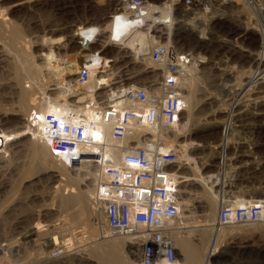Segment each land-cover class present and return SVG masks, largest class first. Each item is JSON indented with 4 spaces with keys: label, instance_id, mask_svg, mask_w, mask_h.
I'll list each match as a JSON object with an SVG mask.
<instances>
[{
    "label": "rangeland",
    "instance_id": "rangeland-1",
    "mask_svg": "<svg viewBox=\"0 0 264 264\" xmlns=\"http://www.w3.org/2000/svg\"><path fill=\"white\" fill-rule=\"evenodd\" d=\"M117 1L0 0V8L5 16L3 26H17L19 36L25 41H22L24 46L20 44L21 41H10L6 33L12 28L2 27L6 34L3 35L10 41L1 38L3 36L0 34V130L3 133L22 131L27 124V115L21 108L18 95L20 88L16 83V79L25 74L23 66L35 64L42 67L45 62L40 56L47 49L53 62L66 64L82 51L76 30L104 28L109 23L107 16L113 12ZM144 1L163 10L171 0ZM189 1L191 6L188 7L184 5L185 0L171 2L169 29L155 25L149 30V35L161 44L169 43L178 51L191 54L197 60V68L186 77L191 83V102L183 126L172 139L179 148L176 177L191 180L180 185L184 209L187 206L184 214L186 220L181 223L178 220L175 225L181 226L184 232L187 226L191 227V238L198 240V235L200 237L206 229L205 225L210 223L207 221L216 220L219 209L225 208L226 202L232 203L233 197L252 201L251 205L264 199V0ZM204 8L207 9L205 14ZM185 16L188 18L183 19ZM98 37H94V43L88 49L111 61L108 69L105 68L110 86L97 91L100 94L98 97L102 96L98 100L102 102L108 90L115 91L136 82L154 81V70L148 69L141 58L135 60L130 52L119 46L106 45V41H103L105 38H102L103 43H99ZM47 39H60L61 43L52 45ZM41 70L35 74L42 81L39 82L42 98L54 99L58 94L52 85L59 80H47L48 73ZM227 79L234 83L236 81L234 89L241 96L225 97L221 85L227 84ZM71 80L70 77L65 79V88L67 81ZM51 91H54L53 94ZM37 92L40 96V92ZM36 141L26 136L8 141L4 149H0V246L7 250L6 255L12 264H84L78 260L81 255L76 249L82 244L73 246L68 257L52 260L47 255L51 249L46 251L43 246L49 234H67L63 232L65 227L68 228L66 220L75 217L81 207L88 211V202L83 199L79 204L62 207L59 199L66 195L64 192L55 194V187L62 186L60 190H63L65 186L73 187L76 183L80 191L93 189L95 171L92 172L85 165L74 170L66 167L70 180L60 181L56 170L45 167L48 162L61 166L49 153L48 142ZM38 146L44 151L40 160L34 152ZM32 162L37 166L33 172H29ZM224 172L227 173L224 188L221 189L218 184L212 189L210 178ZM217 192L225 197H216ZM208 202L218 205L212 216L206 208ZM226 206L229 208V204ZM235 207L239 205L232 208ZM87 211L84 213L85 222L104 226L99 216L93 220ZM37 223L50 227L37 237L31 236V229ZM185 224L186 227H183ZM250 225L254 226L240 232L236 229L223 239L218 236L212 240L211 243H220L202 264H207L206 260L212 258L215 264H264V223ZM74 226L82 227L80 223ZM78 228L75 232L81 230ZM89 230L94 231L92 228ZM208 233H205L206 238ZM36 240V243L32 242ZM36 251L42 254L36 257ZM131 252L134 249L128 250L126 245L121 251L129 262H133ZM218 253L220 258L217 260ZM177 259L182 257L178 256ZM2 262L4 259H0Z\"/></svg>",
    "mask_w": 264,
    "mask_h": 264
},
{
    "label": "built area",
    "instance_id": "built-area-1",
    "mask_svg": "<svg viewBox=\"0 0 264 264\" xmlns=\"http://www.w3.org/2000/svg\"><path fill=\"white\" fill-rule=\"evenodd\" d=\"M146 4L144 0H118L107 21L122 22L120 28L112 35L102 33L97 42L105 38L106 45L121 46L130 30H144L143 19L152 10ZM184 5L191 3L185 0ZM147 53L154 81L116 89L117 99L94 108L93 120L76 110L82 104L73 92L90 79L89 70L80 69L73 83L66 84L73 90L65 113L46 114L44 129L57 163L69 170L85 165L95 171L93 202L111 236L134 238L139 264H173L178 258L173 236L183 230L175 225L181 213L176 177L180 159L172 136L183 126L187 113L184 79L197 68V60L171 44H156ZM34 111L30 112L32 126ZM106 148L117 153L116 165L106 157ZM259 223H264V202L219 209L218 227ZM51 254L52 259L64 255L58 250Z\"/></svg>",
    "mask_w": 264,
    "mask_h": 264
},
{
    "label": "bare ground",
    "instance_id": "bare-ground-1",
    "mask_svg": "<svg viewBox=\"0 0 264 264\" xmlns=\"http://www.w3.org/2000/svg\"><path fill=\"white\" fill-rule=\"evenodd\" d=\"M174 1L175 0L168 1V2H170L169 5L165 6V8H163V10L159 9L158 8L159 6L152 5L151 6L152 10L148 13V15L145 17V19H143L144 30H138V29L130 30V33L125 34V35H127L125 37V41L122 43L121 46H119L121 49L125 50L126 52H130L132 54V57L135 60H139V58H141L140 60L146 64V67H148V69L154 70V67L150 64V62L148 60V53L147 52L150 51V49L153 48V46H155L156 44H161L160 42L155 40L154 37L149 35V30L155 25L163 26V27L169 29L170 18H171V15H170L171 14V12H170L171 7L170 6H171V2H174ZM220 1H225V0H220ZM146 5H149V4H146ZM16 6H18V5H16ZM206 10L207 9L204 8L203 14L207 13ZM3 12L4 11L1 10V8H0V34H2V36H3L1 38L6 39V36H4V35L8 34L7 38H9L10 41L11 40H13L15 42L21 41L20 44L23 45L22 41H23V43L25 41L23 39H21V37L19 36V32H18L19 29L17 30V28H16L17 26L16 27L14 26L15 28L14 27H8V28H12V29L10 30V32L7 31L8 33L4 34L5 32H4L2 27H5L6 24L3 26V23H4L3 18L5 17V16H3ZM188 15H190V14H188ZM186 16L183 19H187L188 17L186 18ZM120 23H122V22H120ZM120 23L117 20H115V21L111 20V22H109L104 28H101V27L100 28L90 27L87 29L78 28L76 30L75 35L79 38V41H81L79 43V45L81 46L82 51L80 53H76L75 56L71 57L69 59V61L66 62V64H64V63L56 64L55 62H53L51 52L49 49H47L43 53V55L40 56L43 58V61L45 62V64H43L42 67L36 66L35 64H32V65L28 64L26 66H23V70H24L25 74L21 75V77L16 79L17 80L16 83H17L18 87L20 88V93L18 95H19V99H20L21 104H22L21 108L24 111V113L27 115V124H26V127L22 131H18V132H11V133L5 134L0 130V149H4V147L8 141L17 140L19 138H23L26 136L31 137V139H33V140H38V141H36L37 143H39V141H43V142L47 141L48 142L47 143L48 148H50L49 147V140L45 136V129H44L45 115L46 114H54V115L58 116V115H63L65 113V111H66L65 106H66V104H68V99L71 98V97H68V95L70 94L69 91H71V89H72L71 87H66V88L64 87L65 79L67 77H70L72 80L67 81V83L68 84L73 83V81L76 78L79 70L82 68L89 70L90 79L86 85L81 86V87H77L78 90L73 92V95L76 96L78 98V101L82 104V105L77 107V109H76L77 113L84 115L89 120H93V119H95V116L93 114L94 108H96V107L100 108V107H103L106 105L113 104V101H115L117 98H115V96H116L115 91H112V90H108L107 94H105V99L102 102L98 103L96 101V98H99V97H96V92L103 90V89H106V88H109V86H110L111 81L109 80V76L108 77L105 76V73L107 72L105 68L108 69V67H109L108 64L111 63V61L110 60L106 61L104 58H102L98 54L91 52L88 49V47L92 43H94V40H95L94 37L100 36L102 33H104V34L109 33L110 35H112L113 32L119 30ZM5 28H7V27H5ZM168 29H167V31H168ZM6 40H8V39H6ZM46 41L50 44L52 43V45H58L60 42V39H54V40L47 39ZM2 42H3V40H2ZM86 42H89V43L86 44ZM28 43H29V41H28ZM168 44L169 43H165V45H167V46H168ZM26 45H27V43H26ZM113 46H115V45H113ZM25 59L27 60V58H25ZM24 64H25V62H24ZM21 65H23V64H21ZM21 65H20V67H21ZM62 65H64V66H62ZM32 66H33V68H32ZM41 69H43L44 72L48 73V74L46 73L48 76L47 80L50 79L49 81H51L52 78L53 79L58 78V80H59L58 83L52 85V87H54V89L51 87L53 90L57 91L56 94H58V96L54 99H49V98H45V97L42 98V90L39 89V87L41 86L40 83L42 81L40 82L38 75L35 74V72L36 73L41 72L42 71ZM24 79H27V80L25 81ZM226 82H227V84L221 85L222 92L225 94V97L230 96L229 98H231L232 96H236V95L238 97V95H240V94H239L238 90L234 89L236 86V81L234 83L231 80L227 79ZM102 84H105V87L101 88L100 86ZM26 86H28V87L26 88ZM184 88L186 90L185 100H186L187 108H188V106L191 102L190 101L191 95H189L190 91H191V83L187 78L184 79ZM37 91L40 92V96H39ZM235 92H237V93H235ZM244 94L247 97V94L245 92H244ZM234 100H236V99H234ZM36 109H37V112L34 111L35 112L34 116H32L33 118H31L32 119L31 121L34 122V125L32 126V125H30V122H29L30 117H31L30 112L32 110H36ZM105 150H106V157L108 158V160L111 161L112 165H116L118 160H119L117 153H115L113 150H110L109 148H106ZM34 152L36 153L37 158L39 157L38 158L39 160H40L41 156H44V155H42V154H44V151H42V149L39 146L34 149ZM49 153H50V150H49ZM36 164L37 163L32 162V165L30 166L29 172L30 171L33 172V170L37 166ZM45 167H46V169H52V171L56 170L59 177H61L60 181L66 182V181L70 180L68 178V174H67L65 164H61V166H57L55 163L48 162L45 164ZM226 174L227 173L224 172V173H221L220 175H216L215 177H211L210 178L211 188L213 189V188H215V186H217L219 184V185H221L220 186L221 189H223L225 186L224 184L226 183V180H225V177L227 176ZM95 180H96V176H93V181L95 182ZM178 180H179V182H178L179 185H183L187 181H191L188 179L185 180L183 178H177V181ZM180 180H182V181L180 182ZM80 181H83V179H81ZM80 181L78 180V182H80ZM60 188H59V186L55 187L54 193L57 194L60 192H64V195H66V197H61L59 199V201H60L59 203L61 204L62 207L68 208L69 206L71 207V205H73V204H79L81 202V199H83L85 202L86 201L88 202V204H87L88 205V211L86 210L88 213V216L92 217L93 220H97L98 219L97 216H99V218H101L103 221V217H102L101 213L97 210V207L93 202V198H94L93 197L94 196L93 189L86 190L85 192L83 190H81L82 191L81 192L79 189V184H76V183L73 187H68V186L66 187L65 186L63 190L62 189L60 190ZM218 195H221V194L219 192H217L215 194V196L219 197ZM221 196H223V195H221ZM223 197H225V196H223ZM181 199H182V197H181ZM233 199H234V201L232 203L226 202L224 204L225 205L224 207L226 208L227 207L226 205L229 204V206H228L229 208H227V209H230V208L232 209L233 206H236V205L244 206V204L251 205V202H252V201L250 202L248 200L243 201V200L237 199V198L235 199L234 197H233ZM261 202H264V199L263 200L259 199L258 201L254 202V203L259 204ZM183 204H184V201H181V208H180L181 213L179 216V222L180 221L183 222V220H186V217L184 214H185V210H186L187 206L184 209ZM186 204H187V202H186ZM84 207H83V209H84ZM217 207H218V205L216 202L215 203L214 202H208L206 208L210 212V216H212L213 214L216 213ZM83 211L84 210H82V207H81V209H79L78 212H76L77 215L75 214V217L66 220L68 228L65 227L64 231H63V227H62V229L60 228L64 232V234H65V232H67V234L63 235V234H61L62 232L57 233L59 236H56L55 233L49 234L50 235L49 238L47 239V241H45L46 245L43 246L46 251L48 249L49 250L51 249L50 252L47 251V255H48L49 260H52V258H51L52 254L51 253H53L56 250L61 251L62 255L64 254L60 258H64V257L66 258L70 255V253H67V252H70L71 248L73 246H77L79 244H82L81 245L82 247L77 246V248L76 247L75 248L77 249V252H80L79 255H81L78 260L84 264H92L90 262H93V263L95 262L94 264H134L133 262H137L135 260V253L137 251V248L131 247L132 245H134L133 244L134 238L111 236L109 230L106 227H104L105 226L104 224H103L104 226H97L96 223H93L91 221L85 222L84 217H86V215L84 213L86 211H84V212ZM217 219L214 221H212V220L207 221L208 223L209 222L210 223L205 225L206 229H205V231L203 230V233H202V235H200V237L198 235V237H197L198 240H193L191 238L192 233H193V229L191 227H188V226L186 227L187 224H185V226L183 225V227H186L185 232L184 231H178L174 234L173 238L175 241L176 251L179 252L178 256L182 257V259H179V260L177 259L176 262L173 264H177V262L178 263L181 262V264H202V262L205 260V257L207 255L216 251V249L218 247L217 245L220 242H218L216 244L211 243V241L215 240L216 237L220 236L223 239L226 235H231V233L233 231H235L236 229H238V231L239 230L241 231V229H242V231H243L247 227L254 226V225H250V224H245L242 226H230L229 228H226V227L216 228V226L218 227ZM215 222H216V224H215ZM78 223H80L82 225V227L80 226L81 228H78V226L77 227L74 226V225H78ZM182 224H184V223H182ZM49 227L50 226H42L41 224L37 223L31 229V231H32L31 236L37 237L38 234H40V232H46L47 229L45 230V228H49ZM77 228L81 229V230H78L77 232H75V230ZM89 228L94 229V231H90ZM194 228L196 229L198 227H194ZM92 232H96V234H92ZM206 232L207 233L209 232L207 234L208 235L207 238H206V234H205ZM194 241H197V243L194 244ZM32 242L36 243L37 240L32 241ZM125 245H126V248H128V250L134 249V252L130 253L131 258L133 259V262H129L128 258L126 256L125 257L122 256L121 251ZM79 248H82V249L79 250ZM5 251H7V250L0 246V259H2V260L4 259V262H2L0 264H12V262L9 261V257L6 255L7 252H5ZM38 254H42V252L41 251H39V253L37 252L36 257H38ZM215 255H216V253H215ZM217 257L216 258L218 260L220 258L219 253H218ZM37 261H38V259H37ZM206 262H207V264H215L216 261L214 259V262H213V258H212V260H206Z\"/></svg>",
    "mask_w": 264,
    "mask_h": 264
},
{
    "label": "water",
    "instance_id": "water-1",
    "mask_svg": "<svg viewBox=\"0 0 264 264\" xmlns=\"http://www.w3.org/2000/svg\"><path fill=\"white\" fill-rule=\"evenodd\" d=\"M89 43V42H86V44Z\"/></svg>",
    "mask_w": 264,
    "mask_h": 264
}]
</instances>
